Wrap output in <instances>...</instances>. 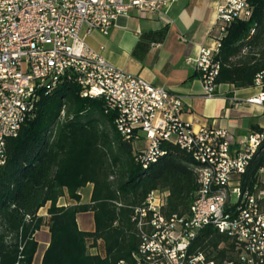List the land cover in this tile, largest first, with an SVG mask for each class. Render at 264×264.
I'll return each mask as SVG.
<instances>
[{"label": "trees", "instance_id": "obj_1", "mask_svg": "<svg viewBox=\"0 0 264 264\" xmlns=\"http://www.w3.org/2000/svg\"><path fill=\"white\" fill-rule=\"evenodd\" d=\"M247 19H234L225 28L215 59V84L235 88L254 86L264 72V0H247ZM166 26L151 33L160 40ZM151 34L143 33L140 40ZM264 132V127L256 128ZM163 152L146 168L135 160L131 141L123 139L105 113L101 99L82 97L69 81L50 92H40L33 112L18 133L5 141L0 164V264H31L37 248L35 233L48 226L50 239L40 264H154L140 253L144 243L135 209L145 205L153 190L166 192L160 213L188 218L198 191L192 155L177 144L160 141ZM264 137L238 180L241 191L264 192ZM93 185L89 203L80 202L79 190ZM66 196L70 203L58 200ZM48 204L45 220L38 215ZM264 207V197L261 200ZM91 211L94 230L77 226V213ZM146 215L144 229L152 233ZM101 253L92 254V247ZM189 256L205 263L235 260L234 240L212 225L198 230L186 248Z\"/></svg>", "mask_w": 264, "mask_h": 264}, {"label": "built area", "instance_id": "obj_2", "mask_svg": "<svg viewBox=\"0 0 264 264\" xmlns=\"http://www.w3.org/2000/svg\"><path fill=\"white\" fill-rule=\"evenodd\" d=\"M176 0H0V164L7 138L17 135L33 112L40 92L69 81L82 97L101 99L113 125L132 144L135 160L146 168L163 152L160 141L177 144L198 163V191L188 218L160 213L165 192L153 190L132 218L144 239L140 253L154 264H213L203 256H189L186 248L195 233L212 225L234 240L235 260L220 264H264V192L241 191L238 180L264 132H253L238 149H231L224 129L200 126L182 118L180 94L125 72L104 59L85 41L92 31L107 34L120 14L157 11ZM247 0H220L217 21L224 34L234 19H247ZM83 30V33H82ZM217 49L200 46L194 59L203 95L215 93L219 63ZM256 95L247 103L264 108V72L257 74ZM150 212L152 233H146ZM141 264V263H138Z\"/></svg>", "mask_w": 264, "mask_h": 264}, {"label": "crops", "instance_id": "obj_3", "mask_svg": "<svg viewBox=\"0 0 264 264\" xmlns=\"http://www.w3.org/2000/svg\"><path fill=\"white\" fill-rule=\"evenodd\" d=\"M219 3L220 0H176L157 11L120 14L107 34L92 31L85 41L115 67L180 94L184 120L196 129L200 126L224 129L230 148L238 149L257 127H264V108L246 102L258 93L259 87L235 88L222 83L216 85L212 97H205L194 62L200 46L218 48L223 36L217 21ZM164 26L166 31L161 40L151 34ZM143 33L151 35L140 40ZM144 146L145 141L141 140L133 148L139 150ZM92 188L87 183L79 190L81 203L90 202ZM58 203L66 205L70 200L63 196ZM47 208L48 204L38 211L45 220ZM76 222L80 230H94L91 211L77 213ZM35 238L37 248L31 264H40L50 239L48 226L42 225ZM89 252L101 253V248L92 247Z\"/></svg>", "mask_w": 264, "mask_h": 264}, {"label": "rangeland", "instance_id": "obj_4", "mask_svg": "<svg viewBox=\"0 0 264 264\" xmlns=\"http://www.w3.org/2000/svg\"><path fill=\"white\" fill-rule=\"evenodd\" d=\"M146 144V143H145ZM83 196H85V191H83Z\"/></svg>", "mask_w": 264, "mask_h": 264}]
</instances>
